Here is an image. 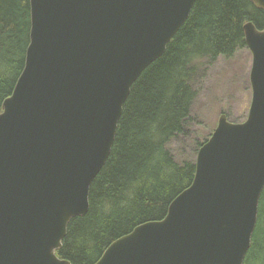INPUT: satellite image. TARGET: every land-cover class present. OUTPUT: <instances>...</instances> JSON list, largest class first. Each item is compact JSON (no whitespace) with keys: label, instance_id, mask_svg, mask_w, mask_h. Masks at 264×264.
Segmentation results:
<instances>
[{"label":"water","instance_id":"obj_1","mask_svg":"<svg viewBox=\"0 0 264 264\" xmlns=\"http://www.w3.org/2000/svg\"><path fill=\"white\" fill-rule=\"evenodd\" d=\"M264 11V0H250ZM197 0H30L25 67L0 113V264L61 259L90 208L124 105ZM252 102L222 114L192 184L166 217L136 227L95 264H244L264 192V30L244 26Z\"/></svg>","mask_w":264,"mask_h":264},{"label":"trees","instance_id":"obj_2","mask_svg":"<svg viewBox=\"0 0 264 264\" xmlns=\"http://www.w3.org/2000/svg\"><path fill=\"white\" fill-rule=\"evenodd\" d=\"M249 22L264 30V11L250 0H197L165 54L132 86L109 159L91 186L89 211L68 225L57 252L61 259L95 264L119 238L166 217L192 184L198 152L211 137L193 140V158L178 159L171 149L175 141L192 139L195 85L206 66L247 47ZM30 31V0H0V113L24 70ZM261 200L244 264H264V243L258 239L264 192Z\"/></svg>","mask_w":264,"mask_h":264},{"label":"rangeland","instance_id":"obj_3","mask_svg":"<svg viewBox=\"0 0 264 264\" xmlns=\"http://www.w3.org/2000/svg\"><path fill=\"white\" fill-rule=\"evenodd\" d=\"M252 63V53L245 47L234 56L220 57L214 64L205 67L203 77L195 85L199 96L193 106L190 122L192 139L171 144L178 159L193 158V140L202 141L212 136L222 114H227L234 123L247 120L252 102ZM260 203L261 207L262 200ZM258 239L264 243V221Z\"/></svg>","mask_w":264,"mask_h":264}]
</instances>
